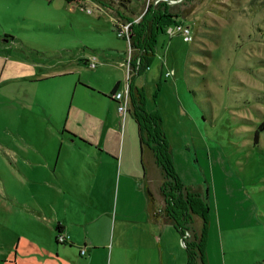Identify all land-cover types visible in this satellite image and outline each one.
<instances>
[{
    "label": "rangeland",
    "instance_id": "rangeland-1",
    "mask_svg": "<svg viewBox=\"0 0 264 264\" xmlns=\"http://www.w3.org/2000/svg\"><path fill=\"white\" fill-rule=\"evenodd\" d=\"M150 1L157 0H129L123 8L117 0H84L81 5L67 0H0V46H7L0 48V82L7 81L0 84V264H14L3 258L12 257L20 235L42 242L49 236L42 222L18 210L22 192L16 157L24 144L18 136L28 141L30 137L22 128V87L15 90L14 78H23L41 63L46 69L60 68V59L68 53H88L103 64H84L88 71L83 76L108 88L119 70L115 61L105 59L107 53L111 48L126 54L131 50L128 38L119 36L114 26L127 23L117 20L116 9L137 20ZM169 2L192 39L185 40L179 31L160 33L152 61L136 83L144 87L147 108L158 109L162 116L179 175L187 183L209 187L211 213L215 218L220 213L219 227L228 239V264H264V130L255 141L264 118V0ZM107 3L114 4L113 9ZM168 69L173 75H164ZM77 77L69 74L38 86L46 93L50 82L59 81L67 87L69 107L77 99L95 103L82 80L74 94ZM200 223L196 216L194 227Z\"/></svg>",
    "mask_w": 264,
    "mask_h": 264
},
{
    "label": "crops",
    "instance_id": "crops-1",
    "mask_svg": "<svg viewBox=\"0 0 264 264\" xmlns=\"http://www.w3.org/2000/svg\"><path fill=\"white\" fill-rule=\"evenodd\" d=\"M111 49L105 59L115 61L114 66L119 71L108 88L83 76L88 71L84 68V64H89L91 55L88 53H73L72 57L68 53L60 59V68L46 69L41 63L23 78H14L15 90L18 92L22 87L19 93L22 96L18 99L26 118L22 128L31 140L23 134L18 136L24 142L16 157L19 193L22 192L18 210L42 222L49 236L42 242L29 237L23 239L20 235L12 257L5 254L8 258L3 261L14 264H187L178 231L171 223L153 221L148 216L144 172L160 205L158 187L162 173L149 150L143 154V166L137 124L129 108L124 114L118 111V101L111 96L115 83H119L118 89L128 86L129 75L128 66L124 68L128 65L129 53ZM16 61H11L9 66ZM101 63L97 62L96 66ZM69 74H78L76 82L73 81L74 94L77 82L82 80L87 83L83 84V90H92L91 100L95 103L74 99L75 103L72 100L69 107L67 87L63 89L59 81L50 82L46 93L38 86L40 82ZM216 216L210 208L207 260L208 264H228V239H224L219 227L218 211ZM214 223L218 228H213ZM58 225H61L63 241L56 240ZM212 229L215 232L211 238ZM81 249H85L84 254ZM231 263L237 264L238 260Z\"/></svg>",
    "mask_w": 264,
    "mask_h": 264
},
{
    "label": "trees",
    "instance_id": "trees-1",
    "mask_svg": "<svg viewBox=\"0 0 264 264\" xmlns=\"http://www.w3.org/2000/svg\"><path fill=\"white\" fill-rule=\"evenodd\" d=\"M76 1L80 0H67ZM121 7L126 8L129 0H117ZM80 4V3H79ZM113 9L111 3L105 4ZM117 20L129 22L127 37L130 47V59L128 62V100L129 112L137 124L139 135L141 160L143 166L145 150H149L162 173V179L158 187L162 204L157 205L158 199L150 186L149 179L144 172V192L147 198V212L153 221H165L172 224L184 240L187 264H208L207 240L210 225L209 187L203 189L191 183H187L179 175L173 161L172 145L163 128L162 116L158 109L147 108V98L144 87L135 82L150 65L155 54L157 36L166 32V28L174 23H183L180 13L173 10V4L169 0L150 1L140 13L139 19L125 15L120 9H116ZM119 28L118 25H114ZM119 83H115L111 93L118 89ZM264 130V118L258 124L255 132V141L259 132ZM74 136V134L66 129ZM201 219L200 226L193 225L195 217ZM61 231V225L57 226L56 240Z\"/></svg>",
    "mask_w": 264,
    "mask_h": 264
},
{
    "label": "built area",
    "instance_id": "built-area-1",
    "mask_svg": "<svg viewBox=\"0 0 264 264\" xmlns=\"http://www.w3.org/2000/svg\"><path fill=\"white\" fill-rule=\"evenodd\" d=\"M83 1L84 0H80V2H78L80 3L79 5L83 4L84 3ZM87 10L90 12L92 11L91 7H88ZM128 26H129V22H127L126 24H121L118 28V35L124 37L127 36ZM175 31L181 32L185 40L192 39L191 30L184 23H174L166 28V32L170 35H172ZM129 59H130V53L127 58V63L129 62ZM89 64L91 66H96L97 64L96 55L92 54L89 57ZM173 73H174L173 69H168L164 72V75L170 76L173 75ZM111 96L118 101V111L124 114L129 108L128 86L124 87L123 89H116L113 93H111ZM58 240L63 241L64 237L61 234H59ZM80 251L82 254L85 253V249H81ZM257 264H263V263L259 262Z\"/></svg>",
    "mask_w": 264,
    "mask_h": 264
},
{
    "label": "water",
    "instance_id": "water-1",
    "mask_svg": "<svg viewBox=\"0 0 264 264\" xmlns=\"http://www.w3.org/2000/svg\"><path fill=\"white\" fill-rule=\"evenodd\" d=\"M181 241H182V243L184 244V240H183V238H181Z\"/></svg>",
    "mask_w": 264,
    "mask_h": 264
}]
</instances>
